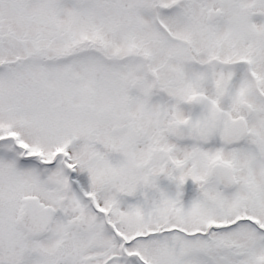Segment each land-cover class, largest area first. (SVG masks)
<instances>
[{
  "label": "snow or ice",
  "instance_id": "snow-or-ice-1",
  "mask_svg": "<svg viewBox=\"0 0 264 264\" xmlns=\"http://www.w3.org/2000/svg\"><path fill=\"white\" fill-rule=\"evenodd\" d=\"M0 264H264V0H0Z\"/></svg>",
  "mask_w": 264,
  "mask_h": 264
}]
</instances>
